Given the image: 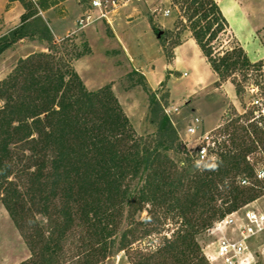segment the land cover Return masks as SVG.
<instances>
[{"label":"trees","instance_id":"16d2710c","mask_svg":"<svg viewBox=\"0 0 264 264\" xmlns=\"http://www.w3.org/2000/svg\"><path fill=\"white\" fill-rule=\"evenodd\" d=\"M172 1L184 10L192 36L218 80L239 73L247 81L249 72L255 71L256 85L264 95V74L259 73L264 61L252 62L238 41L215 51L214 41L229 31L218 3ZM45 32L52 40L47 27ZM23 35L20 27L10 39L0 38V53ZM54 48L55 54L21 59L0 81L4 101L0 107V201L31 250L30 257L19 264H62L75 214L88 235L79 245L78 264H97L107 253L130 249L141 235L152 232L135 225L144 204L151 205L149 213L155 211L153 221L172 212L181 227L154 251L135 249L132 264H210L196 236L217 217L257 195L254 188L241 183L254 175L249 154H264L261 99L252 98L246 114L238 116L248 124L235 122L216 131L226 138L218 145L215 159L198 162L157 101L152 103L156 133L137 136L110 87L88 91L70 64L56 58L60 50ZM232 83L241 96L245 86ZM15 145H20L22 153L18 161L12 151ZM219 200L232 204L223 211ZM36 213L45 221H36ZM111 230L119 232L118 238L107 241Z\"/></svg>","mask_w":264,"mask_h":264},{"label":"rangeland","instance_id":"374dc122","mask_svg":"<svg viewBox=\"0 0 264 264\" xmlns=\"http://www.w3.org/2000/svg\"><path fill=\"white\" fill-rule=\"evenodd\" d=\"M11 1L5 6V12L12 7ZM60 1L63 5L44 12ZM237 1L248 20L245 23L241 14L235 12V17L231 18L233 29L229 26V31L219 34L213 44L215 51H222L238 41L252 62L264 61V0ZM87 4L88 0H18L23 14L12 20H0V38L3 41L10 39L14 30L20 27H23L24 35L10 42L0 53V81L12 73L21 59L38 53L55 54L56 46L60 50L56 58L62 59L63 64H70L88 91L110 87L137 136L147 138L156 133L155 116L152 114L155 100L169 115L183 142H192L203 131L214 128L218 132L223 131L235 122L248 124L238 116L246 114L252 98L261 99L264 107V95L256 85L257 72L250 71L247 81L239 73L219 81L197 47L198 51L195 47H184V51L178 53L179 57L175 61L172 59L174 48L187 37H193L184 10L175 6L172 0L133 1L120 6L109 22L101 19L78 29L77 20ZM62 9L65 11L62 12ZM165 9H170L169 16H164ZM13 10L17 12L18 9ZM46 27L52 40L48 39ZM160 31L162 34L158 37ZM54 34L62 37L55 38ZM259 73L264 74V66L259 68ZM234 80L245 86L241 96L236 94V87L232 83ZM3 104L4 101L0 99V107ZM195 117L200 118L201 123L197 133L189 135L186 128ZM229 131L233 132L231 126ZM19 146H12L14 154L17 153L16 160L22 155ZM168 153L179 160L173 151ZM247 160L253 166L254 175L245 179L246 184H241L254 188L257 195L239 207L247 205L249 208L264 209V178L259 179L256 174L258 170H264V154L252 152ZM256 180L259 184L254 182ZM231 204L230 201H218L223 211ZM151 209V205L144 204L142 211L135 216V225L141 224L144 230L152 232L144 237L141 235L130 249L107 253L106 258L97 264H132V252L135 249L154 251L164 238L174 237L181 227V220L173 218V213L169 212L162 215L159 222L153 221L156 213H149ZM35 215L36 221H45L41 214ZM223 216L217 217L214 222ZM211 226L196 236L205 256L215 246V237L208 231ZM118 234L109 231L107 241L117 239ZM87 236L82 220L78 215H73L65 239V259L62 264H78L82 253L79 245L82 238ZM30 255L25 237L15 225L7 207L0 201V264H19Z\"/></svg>","mask_w":264,"mask_h":264},{"label":"built area","instance_id":"2783aa9c","mask_svg":"<svg viewBox=\"0 0 264 264\" xmlns=\"http://www.w3.org/2000/svg\"><path fill=\"white\" fill-rule=\"evenodd\" d=\"M133 1L142 0H88L87 8L77 20L78 29L101 19L109 22L120 6ZM170 13V9L163 11L164 16ZM254 104H259L258 100ZM200 123L201 119L195 117L187 126V133L195 135ZM225 138L214 128L203 131L192 142L184 140L183 143L198 162H203L215 159L218 145ZM256 174L259 179L264 178V170ZM208 231L215 237L213 251L206 254L210 264H264V209L244 205L216 220Z\"/></svg>","mask_w":264,"mask_h":264},{"label":"crops","instance_id":"0c3cea01","mask_svg":"<svg viewBox=\"0 0 264 264\" xmlns=\"http://www.w3.org/2000/svg\"><path fill=\"white\" fill-rule=\"evenodd\" d=\"M8 2H9V0H2L0 3V6H1L0 7V20H3V21L12 20V19H15L17 16H21L23 14V10H22L21 6L20 7L18 6V0L11 1L10 4L12 7H10L7 12H5L4 9H5V6H7ZM216 2L218 3L222 13L226 17L231 29H233L231 26V18L233 19L235 17V12L240 13L244 22L245 23L247 22L248 19L245 17L244 14H242V10L240 9V7L238 5L237 0H216ZM62 3L63 2L60 1L59 3H56L54 6L45 9L44 12H50L53 9H55L56 7H58L59 5H63ZM14 8L18 9L17 12L15 10H13ZM12 11H14V12H12ZM64 11L65 10L62 9V12H64ZM42 12L43 11H41V13ZM15 13H17V15H14ZM168 29H170V28H168ZM54 36H55V38L62 37V36H56L55 34H54ZM184 47H189V48H191V47L196 48L197 47L199 49L200 53L203 55V53H202L200 47L198 46V44L196 43L195 39L193 37H187V39H185V41H183L181 44H179L177 47L174 48V55L172 57V59L174 61L179 57L178 53L184 51ZM197 48H196V51H198ZM203 57L205 60H207V58L204 55H203ZM194 67L196 68L197 65L194 64Z\"/></svg>","mask_w":264,"mask_h":264},{"label":"water","instance_id":"95a60500","mask_svg":"<svg viewBox=\"0 0 264 264\" xmlns=\"http://www.w3.org/2000/svg\"><path fill=\"white\" fill-rule=\"evenodd\" d=\"M162 34V31L159 32L158 37Z\"/></svg>","mask_w":264,"mask_h":264}]
</instances>
